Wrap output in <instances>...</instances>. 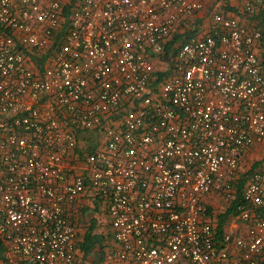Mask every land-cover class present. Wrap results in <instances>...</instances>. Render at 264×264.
Here are the masks:
<instances>
[{"label":"built area","instance_id":"obj_1","mask_svg":"<svg viewBox=\"0 0 264 264\" xmlns=\"http://www.w3.org/2000/svg\"><path fill=\"white\" fill-rule=\"evenodd\" d=\"M216 2L0 0V264H74L83 195L107 264H260L264 0Z\"/></svg>","mask_w":264,"mask_h":264},{"label":"crops","instance_id":"obj_2","mask_svg":"<svg viewBox=\"0 0 264 264\" xmlns=\"http://www.w3.org/2000/svg\"><path fill=\"white\" fill-rule=\"evenodd\" d=\"M216 1H219L216 2L218 4H222L224 2V0ZM227 3L230 5L236 4L235 0H227ZM226 10L229 11L228 14L234 16L238 15L242 20L251 24L264 26V11L260 12L257 16L253 15V17H250L249 19H243L242 14H238L237 11H234V8L229 9L226 7ZM255 20L256 23H253ZM205 21L207 22L208 20L206 19ZM255 51L264 69V43L256 46ZM256 149H258L257 154H264V149ZM219 204L216 203L214 206H218ZM220 207L221 206H219L218 214L224 212V209ZM68 213H70L71 217H74L75 219V224L78 229V245L80 243L82 244L88 229H91V233L94 234L95 239H97V241L93 243L90 251L87 252L82 250L81 245H77L74 264H107L106 254L109 250L117 247V244L109 225V218L106 214L105 204L99 201H93L87 195H83L76 203H74V205L69 207ZM260 264H264V253Z\"/></svg>","mask_w":264,"mask_h":264},{"label":"trees","instance_id":"obj_3","mask_svg":"<svg viewBox=\"0 0 264 264\" xmlns=\"http://www.w3.org/2000/svg\"><path fill=\"white\" fill-rule=\"evenodd\" d=\"M177 39V37H176ZM259 161L256 160L252 166L250 167L249 170H247L241 177L240 179V183L238 185V194H237V198H239L240 194H241V188H242V185L243 183L245 182L244 181V177L246 175H248L251 171H253L257 165H258ZM234 209H235V204L232 203V205H230L223 213H219L217 216H216V231H217V235L220 237L222 232H223V229L227 223V220L230 218V215L234 214ZM211 211V209L209 210ZM97 237V236H96ZM97 239H95L94 237V234L91 233V229H88V232L86 233L85 235V238L82 242V244L80 243L78 246L81 245L82 247V250L87 252V251H90V249L92 248L93 246V243L96 242ZM1 252V251H0Z\"/></svg>","mask_w":264,"mask_h":264},{"label":"rangeland","instance_id":"obj_4","mask_svg":"<svg viewBox=\"0 0 264 264\" xmlns=\"http://www.w3.org/2000/svg\"><path fill=\"white\" fill-rule=\"evenodd\" d=\"M257 153H258V149L253 150L249 154L245 155L244 157L245 165L244 166L246 169L250 168L256 160L260 159L263 156L262 153L261 154H257Z\"/></svg>","mask_w":264,"mask_h":264}]
</instances>
